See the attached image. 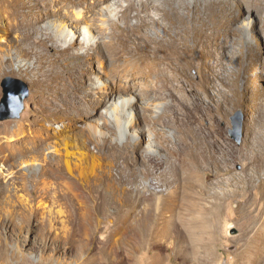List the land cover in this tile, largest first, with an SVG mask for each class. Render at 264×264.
Here are the masks:
<instances>
[{"label":"rangeland","instance_id":"obj_1","mask_svg":"<svg viewBox=\"0 0 264 264\" xmlns=\"http://www.w3.org/2000/svg\"><path fill=\"white\" fill-rule=\"evenodd\" d=\"M94 1L63 0L70 22L82 11L96 36L90 49L80 27L74 59L63 54L56 14L40 23L47 42L0 24V60L10 58L0 64V100L6 76L29 89L20 117L0 121V264H240L244 251L261 255L264 0ZM45 2L50 12L60 5ZM211 141L221 166L210 159L190 180L228 195L200 227L181 195L193 188L189 163ZM172 203L177 235L168 236L162 216ZM245 203L256 217L242 214ZM143 210L153 217L138 227Z\"/></svg>","mask_w":264,"mask_h":264},{"label":"bare ground","instance_id":"obj_2","mask_svg":"<svg viewBox=\"0 0 264 264\" xmlns=\"http://www.w3.org/2000/svg\"><path fill=\"white\" fill-rule=\"evenodd\" d=\"M45 1L46 0H0V19H1L0 24L3 25L4 20H5V22L7 21L5 27L7 26L6 28H11L10 30H8V31H10L9 33H12L13 30H15L16 28H19V30L28 31L29 33H32L33 35L39 34L42 37L40 42H47V41H50V38L47 35L43 34L42 29L40 28V23L45 21L47 18L50 19L53 16V14H56V16L58 18H60V23L58 26H56V28L58 30V32H56V35L59 34L60 37H63L66 40V46H65V48H63V54L65 53L69 56L70 59H72V58L74 59V54H70V53H68V51L70 49L69 47L72 44V42H74L76 40V38L78 37L77 34H79L81 32V28H80L81 26L83 27L81 40H83V42L85 43V46H91L90 49H94L96 47V46H94L95 43L93 41V39L96 38V36L92 37V32H91L92 28H90V26L89 27L86 26V24L88 23L87 22L88 19L86 18V15H84V13H82V11L77 12L75 14L74 20H72L70 22V20H71L70 18L73 17V14L70 11H64L65 14L62 12L63 0L62 1L53 0L56 3L60 2V5L58 6L59 8L57 10H54L52 12H50V10H49L50 7L48 6V4ZM74 1L76 3L79 2V0H74ZM104 1H107V0H104ZM94 2L95 3H101L102 1L101 0H95ZM141 3H143V0H141ZM35 6H44L47 16L45 15L44 11H40L36 14V16H34L33 7H35ZM133 6H134V0H129V3L127 4V8L132 9ZM248 8H250V10H252L251 6ZM38 23H39V26H38ZM112 23H113V21H112ZM53 30H54V28H53ZM60 37H57V38L59 39ZM113 37L114 36L111 33L110 40H113L114 39ZM32 47H34V46H32ZM21 51L24 52L25 54H30L31 53V47H23ZM84 52H86V51H84ZM88 56H91L90 58H92L93 52L87 51V53H84V57H88ZM8 62H10V58H7L6 61L0 60L1 65L6 64ZM75 64L76 65L78 64V60L75 62ZM83 65H84V62H83ZM113 116H114L113 119H115L116 118L115 115H113ZM262 124L264 125V121ZM257 135H260V134L257 133ZM257 141H259V140L257 139ZM211 143H214L213 147H212ZM209 145H210L209 150L206 147H205V149H203V151H204L203 155H205L203 157V160L193 161L192 164L189 163V166H188L189 169L185 175V180H186V182H190V184H192L193 188H192V190H188V191L184 190L183 194L181 195V200H182L181 203H185V205L183 204L184 206H181V207L185 208L188 212L193 214L194 219H193V221L192 220L191 221L196 226H200V227H201V225L204 226V222H203L201 217H203L205 214H207L210 210L214 209L216 214H219L221 212V209H222L223 203H224V198H225V196L228 195L227 194L228 191L213 190L209 187V185L205 184V182L201 181L200 179H195V181H193V182L190 180L194 177H197L196 175H198V173H200V170L202 169V165L205 163H208L210 159H212L214 161L216 166H221V161H222L221 159L222 158H219V155L216 154V153H218L217 150L219 151V146L215 142H212V141L209 143ZM221 148L222 147H220V149ZM206 152L209 153V155H206L205 154ZM260 159L263 160L262 162H264V153L261 154ZM188 179H189V181H188ZM252 181H253V178L247 177L245 184L247 186H252L253 185ZM213 182L219 183V184L222 183L220 178H216L215 180H213ZM185 185L187 186V183H185ZM169 193H172V191H170ZM185 201H187V202H185ZM248 205H249L248 203L240 205L239 209H241V210L243 209L242 214H244L245 216L251 215V217H256L254 214H252L250 211H248V209H247ZM177 206H178V203L169 204L168 207H166V209L163 210L164 211L163 216L161 215L162 218L168 223V228L165 226L167 229H169V231L167 232L168 236H170V235L172 236L173 234L177 235V233L174 231L175 227H172L173 221L171 220V215H174L173 209H177ZM146 211L147 210H143L142 213H139L141 215L136 217V220L138 222L137 223L138 227H139V225H145V221L148 222L150 219H152L153 215L150 213H144ZM184 214H185L184 211H179V214H178L179 218L180 217L184 218L185 217ZM249 219H250V217H249ZM247 225L248 226L252 225L251 219L249 220ZM159 227H161V226H159ZM259 232L264 233V222L259 227L258 233ZM256 234H254V235H256ZM254 235H251V236L254 237ZM249 238H250V236H249ZM168 239L170 242V238H168ZM173 241L175 243V241H176L175 238ZM248 243L246 244V246H251V243L250 242H248ZM252 243H254V241ZM243 250H245V248H243ZM262 256H264V251L262 252L261 255H258L255 252V250L248 251V253L246 251H244L243 254L241 253L239 261H240V264H251L252 262H254L256 260H259L260 257H262ZM248 259H251V260H248Z\"/></svg>","mask_w":264,"mask_h":264},{"label":"water","instance_id":"obj_3","mask_svg":"<svg viewBox=\"0 0 264 264\" xmlns=\"http://www.w3.org/2000/svg\"><path fill=\"white\" fill-rule=\"evenodd\" d=\"M1 85L3 96L0 100V121L20 117L24 109V99L29 94L28 85L12 76L4 77Z\"/></svg>","mask_w":264,"mask_h":264}]
</instances>
